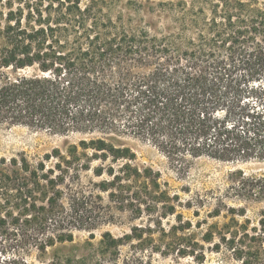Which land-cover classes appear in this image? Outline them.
Wrapping results in <instances>:
<instances>
[{
	"label": "trees",
	"instance_id": "obj_1",
	"mask_svg": "<svg viewBox=\"0 0 264 264\" xmlns=\"http://www.w3.org/2000/svg\"><path fill=\"white\" fill-rule=\"evenodd\" d=\"M120 7L0 0V124L86 136L35 166L22 153L0 169V264H29L22 253L32 249L41 264H151L155 253L206 260L193 222L177 213L178 196L159 171L135 164L126 136L184 172L202 157L264 161V0L126 4L114 15ZM89 171L106 206L144 222L75 244V231L114 218L82 184ZM232 175L228 199L264 201V176ZM228 199L212 216L226 212L229 221L202 240L237 264H264L263 233ZM169 215L176 223L166 229Z\"/></svg>",
	"mask_w": 264,
	"mask_h": 264
},
{
	"label": "rangeland",
	"instance_id": "obj_2",
	"mask_svg": "<svg viewBox=\"0 0 264 264\" xmlns=\"http://www.w3.org/2000/svg\"><path fill=\"white\" fill-rule=\"evenodd\" d=\"M117 2V10L113 13L116 15L122 5L129 4H147L148 2H160L169 0H114ZM86 2V0H84ZM144 18L149 16L144 12ZM86 136L82 134L57 135L45 130H35L25 126H8L0 124V169L8 167V162L12 157L24 153L32 165L41 161L47 153L55 148L66 149L68 145L76 144ZM124 141L131 146L137 153L135 162L139 167H152L155 171L161 173V182L167 184L171 195L178 196L177 213H182L185 220H191L194 224L190 233L206 246V260L202 263L195 261L192 257H179L177 255L163 256L155 253L151 256V264H237L232 259L229 252L211 251L212 244L205 243L202 240L204 233L215 223L223 224L229 221L225 213L220 217H213L212 212L220 199L227 198V190L231 185L233 172L243 171L247 176H264V161H249L245 163H230L202 157L195 159L187 171H181L177 165L173 164L165 155L160 153L155 147L147 142H143L134 137L126 136ZM5 161V163L3 162ZM53 164V162L48 163ZM97 165L94 163L93 166ZM100 178L94 177L92 172L84 173L82 184L87 189L95 191V195L101 194L104 197L103 211L108 217L112 215V222L102 223L93 230L75 231V244H84L86 241H92L98 244L101 235L110 231L114 235L121 236L130 231L134 224H141L144 220H131L128 212L122 213L114 207L106 206L107 194L100 193L93 187L94 182ZM230 205L245 207L247 210L245 217H238L243 222L250 219V227L257 226L259 231L264 235V229H261L259 221L264 218V201H241L234 202L232 199L227 200ZM146 219V218H144ZM85 217V226L88 224ZM146 223V222H145ZM176 223V216L169 215L163 219V226L169 229ZM1 243V240H0ZM0 247V251H1ZM85 250V249H84ZM129 251L128 247L124 248V254ZM13 252L3 253V256H9ZM29 264H41L38 258V252L35 249L22 253Z\"/></svg>",
	"mask_w": 264,
	"mask_h": 264
}]
</instances>
